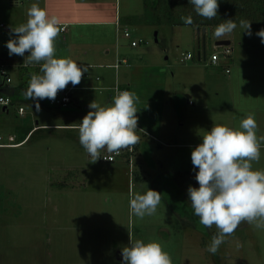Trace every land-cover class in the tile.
I'll use <instances>...</instances> for the list:
<instances>
[{
  "label": "rangeland",
  "instance_id": "1",
  "mask_svg": "<svg viewBox=\"0 0 264 264\" xmlns=\"http://www.w3.org/2000/svg\"><path fill=\"white\" fill-rule=\"evenodd\" d=\"M165 1L77 0L83 14L102 2L122 20L120 57L128 62L121 65L118 80L131 82L139 96L138 122L146 129L136 133L140 140L133 153L124 149L115 160H105L108 152L102 149L101 158L93 163L79 142L78 130L58 125L80 122L93 100L111 105L108 96L114 82L108 88L76 89L80 104L71 111L44 102L39 108L13 101L6 109L0 107V264H122L121 250L129 244V234L133 240L159 243L172 264H264V229L241 222L213 255L207 247L216 226L200 224L191 206L188 216L175 209L185 200L191 204L190 185L199 187L191 151L213 126L240 130L242 119L253 114L257 138L264 136V44L256 35L264 23H251V36L237 23L231 34L217 38V25L198 33L193 24L165 20L161 13ZM33 3L45 8V0H0V65L20 58L9 56L6 43L14 38L11 28L27 21ZM47 11L51 16L53 11ZM129 15L140 19L131 22ZM156 15L154 22L151 17ZM106 26L72 24L64 34L113 38L114 46L116 35ZM125 28L130 36L124 34ZM101 31L105 36L99 35ZM220 39L230 40L232 57L214 64L211 54L224 48L215 43ZM187 53L193 57L185 59ZM3 68L11 74L0 95H8V87L18 82V68L11 64ZM88 69L91 83L98 84L97 70H106L109 80L115 79L110 67ZM3 80L0 69V84ZM19 105L25 107L24 114L18 113ZM36 124L48 125L29 140L2 144L16 141L21 125ZM252 167L264 170V142ZM155 186H164L162 193ZM176 187L182 192L176 193ZM148 188L161 193V202L155 214L140 219L130 213L129 199Z\"/></svg>",
  "mask_w": 264,
  "mask_h": 264
},
{
  "label": "clouds",
  "instance_id": "2",
  "mask_svg": "<svg viewBox=\"0 0 264 264\" xmlns=\"http://www.w3.org/2000/svg\"><path fill=\"white\" fill-rule=\"evenodd\" d=\"M195 13L206 19L218 15V0H188ZM27 21L11 28L14 38L6 43L9 56L25 57L24 65H40L39 73H30L26 100H55L59 91L69 83L79 85L88 66H78L70 58L55 57V40L63 30L60 20L49 15L45 8L33 3L27 11ZM186 24L193 23L191 15L181 16ZM239 27L251 36V21L241 19ZM237 28L233 19L224 20L216 26L214 35L221 38L231 34ZM256 35L264 44V29ZM139 96L133 91H120L112 98V104L101 106L93 100L90 111L78 125L70 124L79 133V142L90 155L94 163L101 158V150L120 155L122 149H131L140 137L138 130ZM257 123L253 114H248L240 123V130L215 125L203 135L202 143L191 151V162L195 179L199 187L189 186L187 194L194 215L206 228L213 225L217 233L212 236L207 251L215 255L241 224L247 222L257 229H264V170H254L253 161L260 159L261 142L264 136L257 138ZM111 160L110 157H103ZM161 202V193L149 189L145 194L130 196L129 209L134 216L143 219L156 213ZM122 264H172L168 253L157 242L145 243L133 240L129 234V244L122 248Z\"/></svg>",
  "mask_w": 264,
  "mask_h": 264
},
{
  "label": "crops",
  "instance_id": "3",
  "mask_svg": "<svg viewBox=\"0 0 264 264\" xmlns=\"http://www.w3.org/2000/svg\"><path fill=\"white\" fill-rule=\"evenodd\" d=\"M44 7L46 10L53 11L52 15H55L56 17H58L61 23H66L67 25L66 31H68V25L89 24L91 22H94L95 24H99V25H107L110 30L113 29V32L116 35V38H114V46H113L112 44L113 38H68L64 33L60 32L61 38H57V40H55L54 42L55 48H56L55 57L70 58L76 61L78 63V66L79 64L83 66H88V67L92 65L94 67H102V69L104 67H110L111 69H113V73H114L113 76H115L116 80L112 78L111 80H109L108 73L106 70H97L95 73V80L97 81L98 84L91 83V80L88 78L90 77V74H89V76L85 78L84 80L85 82L78 85L79 89L108 88L114 82L111 88H113V86L116 83H119L123 86H127L129 90L132 91L131 82L129 80L123 77H122L123 78L122 82L118 80V76H119L118 71L121 68V65L125 63H122L118 68H115L114 66H112V64H114L118 58L120 59L126 58V57H120L121 46L119 44L118 35H119V28L122 25L121 23L122 20L118 19L116 10L113 14L109 5L99 2L98 4H96V7H90L88 10H85V13L83 14V12H81L80 7L77 5V0H56L52 6L48 4V0H45ZM108 11L110 12L108 13ZM92 15L94 16V18L91 17ZM127 19L132 22V21H138L140 17L138 15H129ZM100 33L99 35H101V37L105 36L104 32H102L101 34ZM29 54L30 53L26 52L25 57ZM25 57L20 56L19 59L17 60L15 59V61L11 60L9 61V63H6V65L11 64V66L18 68L17 70H18L19 78H18L17 84L20 81V71L25 66L23 64ZM126 60L128 62L127 58ZM91 62H98V63L95 64ZM26 67L27 68L31 67V69L33 68L34 70H37V73H39L40 65L38 64L28 65ZM7 74L10 76L11 73L9 72ZM17 84L13 85V87L16 86ZM75 93H74L73 102L68 107L65 108V109H68L69 111H71L73 107H75V105L80 104V99L77 97V95H75ZM188 98L189 96L187 95V100ZM108 100L112 101V93L109 94ZM20 103L25 104L28 102H20ZM79 123L80 122L73 123V122L66 121L58 125H62L65 127L66 126L71 127L70 124L78 125ZM36 125L45 126L48 124H40V125L36 124ZM140 129L144 131L146 130L145 127L142 126L138 122V130ZM138 130H137V133H138ZM8 143H2V144H8ZM14 144L16 145L17 143H14Z\"/></svg>",
  "mask_w": 264,
  "mask_h": 264
},
{
  "label": "trees",
  "instance_id": "4",
  "mask_svg": "<svg viewBox=\"0 0 264 264\" xmlns=\"http://www.w3.org/2000/svg\"><path fill=\"white\" fill-rule=\"evenodd\" d=\"M239 2L241 4H236ZM219 10L218 15L214 19H206L199 15H197L193 9V6L188 2V0H166L164 4V8H162L161 13L165 20L173 23V24H185L180 17L191 15L193 17V25L198 28L211 27L213 25H219L227 19H233L236 23H239L241 19H245L251 21V23H264V0H218ZM154 14V13H153ZM154 22L159 19V15L151 17ZM163 18V19H164ZM146 19V17H145ZM37 69V68H36ZM36 72L33 68H27L24 66L20 71V81L13 88L8 87L7 82H3L0 84V88L4 87L3 84H7L6 86L9 89L8 95L11 97L13 102H28V103H37L34 100H26L24 98L23 93L26 92L28 87V82L30 80V73ZM27 74V75H25ZM38 103H41L40 100ZM35 127L32 126H21V132L19 133L18 139L16 141L10 143H20L27 138L29 140L32 138L36 132H38L42 128V126ZM8 143V142H7ZM137 149V144L134 146ZM159 189V192L164 190L163 187L155 186V189ZM181 189L176 187V193H179ZM182 192V191H181ZM162 193V192H161ZM168 195H164L163 198L167 199L171 204H173L171 198ZM186 201V200H185ZM183 201L180 203L181 205L175 204V209L177 213L179 212L183 216H188L190 214V206L187 202ZM174 205V204H173ZM194 215V213H193ZM193 223H195L193 216Z\"/></svg>",
  "mask_w": 264,
  "mask_h": 264
},
{
  "label": "built area",
  "instance_id": "5",
  "mask_svg": "<svg viewBox=\"0 0 264 264\" xmlns=\"http://www.w3.org/2000/svg\"><path fill=\"white\" fill-rule=\"evenodd\" d=\"M60 25L61 27L63 28V30L61 31V33H64L66 31V28H67V25L66 23H61L60 22ZM124 34L126 36H130V33L128 31L127 28L124 29ZM136 41H132V45H136ZM222 46H224V48L220 51V52H214L211 54L210 56V62L211 63H218L220 60H225V61H230L231 57H232V47L230 46V44H223ZM193 55L190 54V53H187V54H184V58L185 59H188V58H192ZM200 58V56H199ZM204 59H205V56H204ZM127 60L126 58H118L116 60V62L114 64H112V66H114L115 68H118L122 63H126ZM6 64H1L0 65V69H1V73L4 77V82H7L9 83L10 82V76L7 74V71L3 68L5 67ZM226 72H229L230 69L227 67L226 69ZM89 76V73L86 72L83 74L82 76V79L85 77H88ZM79 86L76 85V86H72L71 83H69V85L64 89V90H61L58 92L57 94V97L56 99L53 101V100H49V99H43V100H40L41 102H44L46 104H49V105H52V106H59V107H68L74 100V93H75V90L78 88ZM113 89H114V92L112 93V98L113 96L116 94V89H119L120 91H124V90H129V88L127 86H123L119 83H116L114 86H113ZM190 101V100H189ZM12 102V99L9 95H4V94H1L0 95V107L2 106L3 109H6L7 108V105L10 104ZM18 113L19 114H24L25 113V107L23 105H19L18 106ZM35 127H37L35 125ZM8 144H13L15 145L14 143H8ZM124 149L121 150L120 152V155H114V154H110V153H107V154H104L103 157H110L111 160H115L117 157L125 154L126 152L128 154H131L134 152V146L131 148V149H126L125 153H124Z\"/></svg>",
  "mask_w": 264,
  "mask_h": 264
},
{
  "label": "water",
  "instance_id": "6",
  "mask_svg": "<svg viewBox=\"0 0 264 264\" xmlns=\"http://www.w3.org/2000/svg\"><path fill=\"white\" fill-rule=\"evenodd\" d=\"M205 27H203V31L205 32ZM200 31V28H198V33ZM216 45H219V44H229L230 43V40L229 39H220V40H217L216 42ZM189 96V95H188Z\"/></svg>",
  "mask_w": 264,
  "mask_h": 264
}]
</instances>
